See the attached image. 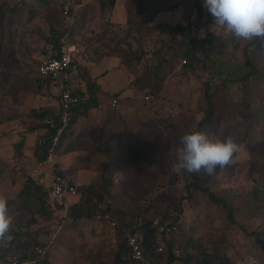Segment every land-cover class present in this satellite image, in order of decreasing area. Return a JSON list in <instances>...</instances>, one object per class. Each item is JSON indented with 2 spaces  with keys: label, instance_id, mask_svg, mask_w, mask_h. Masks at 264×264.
Returning a JSON list of instances; mask_svg holds the SVG:
<instances>
[{
  "label": "rangeland",
  "instance_id": "1",
  "mask_svg": "<svg viewBox=\"0 0 264 264\" xmlns=\"http://www.w3.org/2000/svg\"><path fill=\"white\" fill-rule=\"evenodd\" d=\"M68 1L12 0L0 12V194L14 202L10 205L13 229L26 228L30 220L15 201L26 179L51 187L44 168L35 164L40 129L30 130L41 123L31 113L42 107L55 110L45 97L51 94L50 84L38 76L37 69L52 54V37L67 34V44L76 46L72 69L77 70L79 83L92 63L106 57L129 63L132 103L119 101L117 109L109 108L112 114L121 113L115 130L119 138L112 152L110 192L102 188L97 164H87L91 168L79 174L67 172L72 164L57 165L66 170L68 182L78 178L79 197L73 206L85 210L82 218L109 212L121 230L75 222L69 210L53 211L49 219L39 218L29 228L39 233L40 245L48 247L45 259L49 264H114L124 238L122 228L132 231L139 222L160 218L178 223L182 243L174 235L168 245H178L185 253L189 250L183 240L192 238L218 256L213 264H240L255 258L252 232L264 231V215H253L245 208L244 198L234 197H244L264 183V120L253 132L246 128L249 114L264 117V54L253 53L264 51V43L256 41L248 48L249 41L221 30L215 35L208 18H203L204 10L195 17L191 36L197 42L212 34V44L188 45L191 38L184 39L174 31L178 24L150 25L153 14L168 11L166 3L179 0H121L126 10L115 9L119 0H70L72 16L65 17L63 8ZM115 12L116 23L110 25ZM121 17L124 22L118 24ZM187 51H193L196 60L190 62ZM247 62L253 63V71ZM249 71L251 76L245 82L242 79ZM207 83L215 97L211 132L222 138L231 135L246 149L235 165L211 177L201 173L205 187L232 202L234 222L222 206L200 192L194 191L187 199L190 180L184 171L172 170L180 138L195 131L204 117ZM17 143H21L23 155L15 158ZM131 147L141 150L138 164H127ZM224 234L227 242L220 246Z\"/></svg>",
  "mask_w": 264,
  "mask_h": 264
},
{
  "label": "trees",
  "instance_id": "2",
  "mask_svg": "<svg viewBox=\"0 0 264 264\" xmlns=\"http://www.w3.org/2000/svg\"><path fill=\"white\" fill-rule=\"evenodd\" d=\"M6 3L2 2L0 4V12L1 9L4 7ZM197 6L199 10L203 9V6L199 3H197ZM143 13V12H142ZM174 31L177 35H181L184 39H190V42L188 45H208L212 44L213 40L211 39L212 34H208L205 37L201 38L197 42L193 41L192 39V26L188 25L185 27L182 26H175ZM67 34H64L63 36H53L52 39L49 41L52 51L51 55L49 57L51 58H61L64 55V48H65V37ZM247 47L252 46L253 42H248ZM195 47V46H193ZM248 47V48H249ZM253 53L255 55H258L260 53L264 54L263 50L257 51L253 50ZM258 53V54H257ZM186 56L188 60L191 62L193 60H196L195 54L187 51ZM71 59V65L68 71L71 69L73 65H76L75 61ZM140 59V58H138ZM122 65L129 70V63L127 61L121 60ZM187 63V61H186ZM40 65V64H39ZM247 65L252 67V70H254V66L252 62H247ZM39 67V66H38ZM80 73L81 69L80 68ZM38 71V69H37ZM251 71L245 76L242 80L245 82H248V79L251 76ZM83 78L81 79L82 82L85 84V91L77 90L73 91V93L81 98V102L79 105L73 108V118L72 121L69 123L68 127L64 130L63 134L61 135L59 139V143L57 145V148L55 150L56 155L60 154V150L64 148L65 144L64 141L69 138V136L72 133V129L80 115L87 114L91 109L98 107V100L97 95L99 93V87L98 85L92 80L90 73L83 72L82 74ZM55 81L52 78H49L48 82ZM249 88V86H246V90ZM211 84L207 83L205 85L204 90V99L206 103V108L204 111V117L201 120V122L197 125V128L195 131H211L212 123H213V113L215 109V97L214 93L211 92ZM88 97V99H87ZM245 99H247L245 96H243ZM132 103V102H131ZM112 108H114L111 105ZM110 107V109H111ZM115 109V108H114ZM111 113V112H109ZM35 120L41 123V126H35L30 131L31 133L38 131H45L43 134L48 139V143L44 146H40L37 144V153H38V160L40 163H43L46 159L47 151L51 145L50 138L53 137L60 124L58 122L60 112L59 111H52L50 107H42L38 110L34 109L31 113ZM115 114V113H114ZM246 118V117H244ZM53 120L54 124L50 126L47 124V121ZM264 120V117L259 114H249L247 117V121L249 122L247 124L248 131H255L256 127L261 124V121ZM114 124V122L112 121ZM113 124H108L105 127L106 132L103 136V147L101 152L97 155L99 157L98 162H95L98 165V169L101 171V179H102V188L104 190H108L110 192V189L113 186V178L112 174L114 169L112 168L111 164H113L112 161V144L114 139V129ZM113 125V126H112ZM104 130V131H105ZM40 139V138H39ZM38 139V140H39ZM74 143V145H73ZM71 147H74V150H78V145L76 144L75 140L73 139L71 143L69 144ZM15 158L22 156V147L21 143L15 144ZM72 149V150H73ZM141 155V150L137 148H130L128 150V154L126 156V159H129V163L127 164H138L139 158ZM92 156H96L95 154H92ZM87 162V161H85ZM84 162V163H85ZM92 164V165H96ZM101 164V165H100ZM87 164H73L68 170V173H76L82 169L89 170L91 167L86 166ZM91 165V164H90ZM55 167V175H61L64 176L63 171H61L57 165ZM187 179L190 180V183L187 185V192L188 197L187 199L192 198V193L200 192L201 194L208 197L209 201L213 203L214 205L222 206L227 212L230 217V219L234 222V213L235 209L233 208L232 202L225 197V196H217L214 194L209 187H205L203 184V178L201 173H187L185 172ZM66 178V177H65ZM71 183V182H70ZM72 184V183H71ZM51 190V187L45 188L42 184L37 183L34 181L33 178L28 177L26 179V183L20 192V194L16 197L15 201H18L20 203V207L23 212V216L30 215V220L28 221V226L26 228H18V230L13 229V239L12 241L7 244V246L0 247V260L2 261V264H7V262L10 260L8 257L13 256L12 259L17 258L21 260H30L34 261L32 264H49L47 259H40L37 254L35 253L36 246H42L40 245L39 239H38V232L30 231V225L35 224L39 218L42 219H49L51 215L53 214V211H56L58 209L63 210V205L59 203H55L53 200H51L49 196V192ZM78 196H79V190H78ZM235 199H241L244 198L247 205H245V208H250V211H252L253 215H264V183H260V185L254 190L245 193L244 197L238 195V197H234ZM11 204H14L13 201H9V206ZM74 205H76L74 203ZM11 210V207H10ZM249 210V209H248ZM84 209L81 206H73V204L70 206L69 214L75 222H80L83 219H93L92 215L86 214L87 218H82L84 214ZM249 211V212H250ZM122 219V214H120ZM120 229V228H119ZM121 230V229H120ZM135 235L138 236V239L140 243L142 244L145 254L147 257L150 258H156L157 263L156 264H163V258L164 255H156L153 250V244L155 241V230L152 229V222H142L141 226H137L132 231ZM124 234V233H123ZM180 227L179 231L176 234L178 238V242L181 244L182 240L180 239ZM253 236V245L255 249V258L260 261V264H264V231H258V232H252ZM184 245L188 248V252H183V257L180 260V264H213L214 260L218 258V256L211 254L210 250H208L207 247L202 248L200 241L196 242L192 238H188L187 240L184 239ZM227 242V238L225 234L222 236V239L220 240V246H222L224 243ZM212 243V242H211ZM214 243V241H213ZM216 245V244H215ZM214 245V246H215ZM173 246L168 245V263L167 264H175L176 258L174 257L172 253ZM192 251V252H190ZM128 249L126 247L125 239L123 238L122 244L119 246L116 255H115V262L114 264H140L139 262L133 261L131 259L123 261V257L127 255ZM16 255V256H15Z\"/></svg>",
  "mask_w": 264,
  "mask_h": 264
},
{
  "label": "crops",
  "instance_id": "3",
  "mask_svg": "<svg viewBox=\"0 0 264 264\" xmlns=\"http://www.w3.org/2000/svg\"><path fill=\"white\" fill-rule=\"evenodd\" d=\"M189 1L190 2L183 3L181 2V0H179L175 4L166 3L168 7V11L162 10L160 12L153 14L151 16L150 25H159L160 23H165V24H173V25L178 24L179 26H182V27H185L188 25L192 26L194 25L196 15L199 17L201 15L200 11L204 10L203 12L205 13V17L203 16V18L205 19L208 18L209 24L211 27L214 23L212 16L207 12V10L204 7L202 10H199L197 6V3L203 6V0H189ZM2 2L4 1L2 0ZM4 3L7 4L9 2H4ZM125 7L126 6L121 3V0H119L116 3L115 9H119V8L125 9ZM114 14L115 16L113 20L109 22L110 25H113L116 23L114 19L116 18V15L118 14L117 12H115ZM124 18L123 17L119 18V20H117V23L121 24L122 22H124ZM213 31L215 35H218L217 33L220 32V29H213ZM64 42H65L64 53H66L68 49H72L71 50L72 51L71 59H72L73 57L76 56V46L73 43L67 44L65 40ZM72 68L73 66L71 67L69 71H67L60 77V80H63L66 83H68L72 87L73 91L74 90L77 91L81 89L85 91L84 82L80 81L79 83V80L75 79V77H77L75 76L77 70L72 69ZM88 69H89V73L91 75L92 80L99 87V93L97 95L98 107L91 109L87 114L80 115L78 117L72 129L71 135L69 136L68 139L64 141V144H65L64 148H62L60 150V154L56 156V163L54 165L53 164H46V165L44 164L42 166L39 165L40 168L41 167L44 168L47 174V179L52 181L51 188H52L53 180L55 176V173H54L55 165H58V164H72L73 165V164H85V163L86 164H96L95 162H98L99 157L97 155L101 152L102 147H103V136H104V133L106 132L105 127L108 124H113L112 121L114 122L113 124L114 126L112 125L114 129V139H113V144H112V152H113L114 142H116L117 139L119 138L118 134L115 133V130L118 127L117 124H119L121 120V113H119L118 110H117V113L115 114L109 113V108L111 107L110 104L114 98L117 99L118 101H125L126 103L132 102L129 99L132 91L128 88L129 81L131 80L130 74L128 73V70H126V68L122 65L121 60L119 58L106 57L97 63H92V65L89 66ZM124 71L127 74H125ZM37 74H38V71H37ZM39 77L44 80H49V78H44L41 76ZM49 84H50L49 89H50L51 94H48L45 97L47 99V102H49V105L54 106L55 110L60 112V109L58 106V92H57V85H56L57 82L50 81ZM117 107H119V105ZM114 108L117 109L116 107ZM44 133L45 131H39L38 137L41 138L42 136H44L43 135ZM73 139L78 145V150L77 149L74 150L73 149L74 147H71L69 145ZM30 141H33V140H30ZM25 151H26V147H25ZM92 154H95L96 156H92ZM35 164H41V163L39 162V160H37V162L35 161ZM79 172H81V170L76 173L79 174ZM76 178H74V181L77 183L78 178L77 179ZM75 182H72V184L69 182V184L74 185L78 188ZM78 197L79 196L68 197L65 201V203L67 204V210L65 209L64 206H63L64 207L63 210L68 211L70 209V206L76 202L75 199ZM94 217L95 216H93V219H83L81 223L82 224L84 223L92 224L93 223L96 227V225H98L99 222H96ZM113 218L116 220L115 217ZM120 229H118V231ZM122 229H123L122 231L127 230L125 228H122Z\"/></svg>",
  "mask_w": 264,
  "mask_h": 264
},
{
  "label": "clouds",
  "instance_id": "4",
  "mask_svg": "<svg viewBox=\"0 0 264 264\" xmlns=\"http://www.w3.org/2000/svg\"><path fill=\"white\" fill-rule=\"evenodd\" d=\"M203 7L213 18L212 31L220 29L237 40L264 43V0H203ZM245 150V145L231 135L222 138L211 131L189 132L180 138L172 170L211 177L218 170L235 165ZM14 220L7 196L0 194V247L14 238ZM240 264L260 261L246 258Z\"/></svg>",
  "mask_w": 264,
  "mask_h": 264
},
{
  "label": "built area",
  "instance_id": "5",
  "mask_svg": "<svg viewBox=\"0 0 264 264\" xmlns=\"http://www.w3.org/2000/svg\"><path fill=\"white\" fill-rule=\"evenodd\" d=\"M4 2H10L12 0H3ZM2 0H0L1 4ZM73 5L69 0L63 8V15L65 17L72 16ZM68 49L66 53L61 58H51L45 57L41 61L38 67V74L44 78H52L57 82V92H58V106L60 109V115L58 122L60 124L56 134L50 138V147L46 154V159L43 163L39 165L55 164L56 163V153L55 150L59 143V139L63 134L64 130L68 127L69 123L73 118V108L80 104L81 98L73 93L72 87L60 77L68 71L71 65V51ZM186 61H184V64ZM146 99L149 100V97ZM113 107L119 105L117 99H113L111 102ZM47 124L52 126L54 124L53 120L47 121ZM48 143L46 137H41L37 144L44 146ZM51 200L55 203L62 204L67 210V204L65 203L68 197L78 196V188L74 185L69 184V182L61 175H55L53 180L52 188L49 192ZM96 222H99L103 227L111 230H118L120 228L118 222L113 218L108 212L97 214L94 217ZM142 222H139L137 226H141ZM152 229L155 230V241L153 244V250L156 255H164L163 264L168 263V243L169 239L176 235L179 231V225L175 221L166 220L160 218L159 220L152 222ZM124 239L126 247L128 249L127 255L123 257V261L133 260L139 262L140 264H156V258L147 257L145 250L140 243L138 236L135 235L131 230H124ZM47 246H36L35 253L40 259H45L48 254ZM174 257L177 259L175 264H180V260L183 257V250L180 246L174 245L172 249ZM34 261L21 260V259H10L7 264H32Z\"/></svg>",
  "mask_w": 264,
  "mask_h": 264
}]
</instances>
